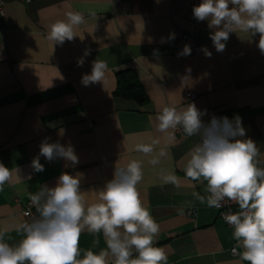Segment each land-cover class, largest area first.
I'll return each mask as SVG.
<instances>
[{
  "label": "crops",
  "instance_id": "crops-1",
  "mask_svg": "<svg viewBox=\"0 0 264 264\" xmlns=\"http://www.w3.org/2000/svg\"><path fill=\"white\" fill-rule=\"evenodd\" d=\"M199 3L7 1L0 17V163L18 169L20 177L0 191V231H6V242L15 245L22 239L17 227L24 222L23 202L42 185L54 187L62 172L83 174L80 187L91 203L112 178L115 164L137 159L143 162L140 197L160 225L157 246L165 249L168 264H248L240 258L242 249L231 252L236 243L233 229L193 195L207 197V182L186 178L188 154L198 138L170 130L175 140L166 148L168 155L155 166L149 163L166 146L156 115L164 106L180 109L194 103L206 110L205 122L212 115L232 119L238 114L246 129L244 138L256 142L264 166V54L257 47L259 34L232 32L225 50L217 52L208 21L193 15ZM70 11L82 13L85 23L75 29L72 41L54 44L48 38L50 27ZM185 32L195 36L202 49L182 58L174 44ZM97 58L107 64L106 78L84 86L82 76L91 72ZM127 69L137 74L148 100L140 103L116 95L118 73ZM46 138L49 143L70 144L79 163L65 167L63 158L49 162L39 156L44 171H34L31 162ZM153 139L160 144L152 156L136 151L137 145ZM162 172H174L182 186L163 184ZM190 207L196 208L195 214H189ZM79 247L81 254L89 249L99 252L106 242L102 233L85 229Z\"/></svg>",
  "mask_w": 264,
  "mask_h": 264
},
{
  "label": "clouds",
  "instance_id": "clouds-1",
  "mask_svg": "<svg viewBox=\"0 0 264 264\" xmlns=\"http://www.w3.org/2000/svg\"><path fill=\"white\" fill-rule=\"evenodd\" d=\"M193 15L198 21H208L217 52L225 50L230 33L241 31L251 36L259 34L257 47L264 54V0H200L193 7ZM83 23L82 13L70 11L66 19L51 25L48 38L63 45L77 36L75 29ZM170 38L174 39V34ZM203 51L211 57L207 48ZM88 54L86 51L85 55ZM190 54L189 45L178 53ZM77 63L82 66L83 59ZM106 72L107 64L97 58L91 72L82 76V84L103 82ZM204 115L206 110L198 109L194 103L180 109L164 106L155 120L158 131L166 134V146L149 163L155 166L168 155L166 148L175 140L170 130L181 127L186 137H197L184 172L191 181L207 182L208 195H193L217 209L223 207L225 200L236 203L239 211L225 214L224 220L233 228L236 248L242 249L240 258L248 264H264V166L260 149L251 138H244L246 129L238 114L232 119L212 115L208 122L202 119ZM159 144V139H153L151 143L137 145L136 151L152 156ZM39 156L49 162L63 158L65 167L79 163L70 144L49 143L47 138L31 162L36 172L44 171ZM82 176L79 172H62L54 187L42 185L30 195L38 216L18 225L22 239L15 245L6 242V231H0V264H168L165 249L157 246L160 225L143 203L138 189L143 179V162L132 159L124 166L115 164L112 178L91 203L81 190ZM19 177L18 169L0 163V191ZM161 180L163 184L182 186L174 172H162ZM85 229L92 234L102 233L106 248L99 252L84 250L81 254L79 241Z\"/></svg>",
  "mask_w": 264,
  "mask_h": 264
},
{
  "label": "built area",
  "instance_id": "built-area-1",
  "mask_svg": "<svg viewBox=\"0 0 264 264\" xmlns=\"http://www.w3.org/2000/svg\"><path fill=\"white\" fill-rule=\"evenodd\" d=\"M7 1L9 0H0V17H2L4 15V7L7 3ZM26 2H29L30 0H25ZM185 45H189L191 48V54L187 55V56H182V55H178V53H180L182 51V49L184 48ZM174 49L175 52L177 54V56H180L182 58H187L191 55H197L201 52L202 46L199 42V40L193 36L190 33H183V35L177 40V42L174 44ZM189 98H193L195 96V94L193 92H190L188 94ZM176 131L179 133H183V129L181 127H177ZM213 210L216 211L217 215L222 218L224 220V215L227 213H234L239 211V207L236 203L230 202L225 200L223 202V207L217 209L215 207H211ZM189 214H195L196 213V208L194 207H190L188 209ZM22 215L24 217V222L28 221L30 222L34 217L38 216V213L36 212V209L34 206L31 205V201L30 199H26L23 202V209H22ZM224 222L226 223V225L230 228H232L225 220ZM233 229V228H232ZM235 249V251H234ZM231 252L233 254H237L238 252V248H236V243L235 245L232 247Z\"/></svg>",
  "mask_w": 264,
  "mask_h": 264
},
{
  "label": "trees",
  "instance_id": "trees-1",
  "mask_svg": "<svg viewBox=\"0 0 264 264\" xmlns=\"http://www.w3.org/2000/svg\"><path fill=\"white\" fill-rule=\"evenodd\" d=\"M115 93L116 95L134 98L140 103L148 100L137 74L130 69L118 73V85Z\"/></svg>",
  "mask_w": 264,
  "mask_h": 264
}]
</instances>
